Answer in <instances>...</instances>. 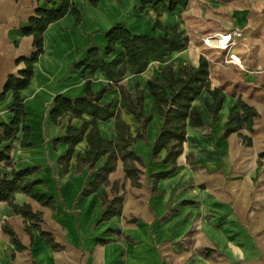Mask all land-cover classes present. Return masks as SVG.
Masks as SVG:
<instances>
[{"label":"crops","instance_id":"1","mask_svg":"<svg viewBox=\"0 0 264 264\" xmlns=\"http://www.w3.org/2000/svg\"><path fill=\"white\" fill-rule=\"evenodd\" d=\"M62 1L0 0V136L1 125L12 121L18 102L29 127L28 146L21 144L22 130L0 139V151L11 146L9 159L0 161V171L30 169L23 181L34 182V189L52 198L54 205H41L24 193H15L14 203L40 212V228L59 245L52 248L34 223L1 201L0 264H264V0H185L186 6L174 11H165L162 3L145 5L141 11L140 0L95 4L67 0L62 15L47 17L44 11L58 9ZM73 8L79 11V21ZM156 11L162 25L177 26L187 36L184 49L163 59L150 58L139 74L126 70L118 83L100 69L90 73L76 68L90 48L106 61L122 51L118 41L113 53L105 52V33L114 25L135 34L161 36L158 28L152 32ZM143 17L146 26L138 30ZM221 31L233 32L234 44L228 51L202 43L207 34ZM230 54L238 61H229ZM200 56L208 60L211 86L225 94L222 107L212 120L202 101L206 93L194 101L205 124L187 128L175 171L155 180L152 174L169 170L170 164L163 162L165 150L152 155L162 118L146 82L160 76L166 64L196 66ZM120 85L132 99L143 93V109L151 117L141 139L140 123L120 109L129 135L135 138L129 149L143 161L137 164L140 185L131 184L117 158L107 183L83 194L106 157L93 166L78 163L89 152L88 127L68 161H60L67 150L66 126L79 128L82 121L65 115L53 122L54 97L77 98L105 88L98 103L116 111ZM238 97L258 113L253 132L241 130L250 136L249 146L237 132L223 135L228 114L238 110ZM81 117L91 119L87 114ZM96 122L101 138L114 142V118ZM116 194L123 195L120 214L101 219L102 197L111 200ZM4 225L12 229L22 249L16 248Z\"/></svg>","mask_w":264,"mask_h":264},{"label":"trees","instance_id":"2","mask_svg":"<svg viewBox=\"0 0 264 264\" xmlns=\"http://www.w3.org/2000/svg\"><path fill=\"white\" fill-rule=\"evenodd\" d=\"M89 1L91 4L96 2V0ZM158 3L163 4L165 11H174L177 6H186L185 0H140V10L142 11L145 5H156ZM67 4V0H63L58 9L44 12L47 17L49 14L50 18L58 17L65 12ZM73 14L76 21H79L80 14L76 8H73ZM159 16L160 13L156 11L152 32L158 28L163 32L161 36H155L153 33L135 34L120 24L114 25L105 33L107 39L105 52L107 54L113 53L115 43L118 41L121 44L122 51L117 53L111 60L106 61L96 48H90L87 51V56L76 64V68L83 67V69H88L90 73L100 69L110 81L118 83L126 70L132 74H139L146 69L150 58L163 59L172 52L184 49L188 43L187 36L177 26L162 25L158 20ZM38 41L39 38L35 35V43L37 44ZM235 60L238 61L236 57ZM208 66V60L204 56H200L196 66L183 64L175 68L172 63H169L163 67L160 76L152 77L146 82L147 91L153 99L158 115L162 118L158 136L152 146V155L155 157L160 150H165L166 155L163 162L170 164L169 170L152 174L155 180L164 178L175 171L177 167L176 160L182 152V144L186 139L187 128H199L205 124L201 110L194 104V101L203 93H206L207 96L203 97L202 101L212 120L218 115L222 107L225 94L219 88L211 86ZM104 90L105 88L96 93L88 91L86 96L77 98H68L62 94H57L54 97V106L50 111L53 122H56L58 117L65 115L80 117L82 121L79 128H74L70 124L66 126L63 140L67 143V150L60 161H68L73 147L83 138L88 127L85 138L89 146V152L85 158H78V163L83 162L93 166L100 157H106L104 164L97 170L95 179L83 191V194L91 193L100 183H107V174L114 169L117 158L122 160L123 170L126 177L130 179L131 184L134 186L140 185L139 174L141 171L137 164L142 165L143 161L140 156L129 149L135 138L129 135V127L121 119L120 109L123 108L130 112L136 121L140 123L142 132H139L137 137L144 139V130L151 117L146 115L143 109V93L139 92L135 99H132L130 94L120 85V108L115 111L110 109L108 104L98 103ZM237 105L238 110L228 114L223 135L227 136L231 132H237L244 145L249 146L251 145V138L243 134L241 130L253 132V119L258 116V113L254 107L245 103L240 97L237 99ZM12 112V121L9 124L1 125L3 132L0 139H10L22 130L21 144L28 146L29 127L24 124L23 104L21 102L16 103L12 108ZM82 114L90 115L91 119L82 118ZM111 117L114 118L115 124L116 137L114 142L105 141L101 138L96 122V120H105ZM10 148L11 146L8 144L4 146L3 151H0V161L9 159ZM29 173V168L19 170L12 168L9 173L0 171V202H7L14 212L21 214L25 220L34 223L40 234L47 239L52 248L56 249L59 245L53 241L49 233L40 228L41 213L33 212L27 204L14 203L15 193H24L41 205H54L52 198L40 194L34 189V182L23 181V177ZM122 199V194H116L111 200L102 197L104 211L101 219L119 215ZM3 229L10 235L16 248L22 249L23 246L12 229L7 225H4ZM207 251L204 253L207 254Z\"/></svg>","mask_w":264,"mask_h":264},{"label":"built area","instance_id":"3","mask_svg":"<svg viewBox=\"0 0 264 264\" xmlns=\"http://www.w3.org/2000/svg\"><path fill=\"white\" fill-rule=\"evenodd\" d=\"M202 43L212 49L228 51L234 44L233 32L221 31L207 34L202 38ZM229 61H236L233 54L229 55Z\"/></svg>","mask_w":264,"mask_h":264},{"label":"rangeland","instance_id":"4","mask_svg":"<svg viewBox=\"0 0 264 264\" xmlns=\"http://www.w3.org/2000/svg\"><path fill=\"white\" fill-rule=\"evenodd\" d=\"M146 21H147V18L146 17H143L142 19H141V21H140V29H138V30H141V27L142 26H146ZM218 54V53H217ZM191 161V160H190ZM186 240L187 241H191V238H190V236H188L187 238H186Z\"/></svg>","mask_w":264,"mask_h":264}]
</instances>
